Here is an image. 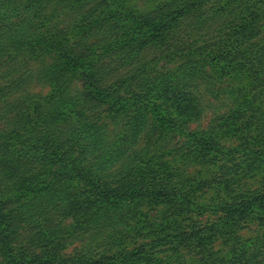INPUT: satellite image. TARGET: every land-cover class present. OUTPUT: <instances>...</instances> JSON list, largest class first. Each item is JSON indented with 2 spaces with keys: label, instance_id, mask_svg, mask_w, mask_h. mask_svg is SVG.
Returning a JSON list of instances; mask_svg holds the SVG:
<instances>
[{
  "label": "rangeland",
  "instance_id": "obj_1",
  "mask_svg": "<svg viewBox=\"0 0 264 264\" xmlns=\"http://www.w3.org/2000/svg\"><path fill=\"white\" fill-rule=\"evenodd\" d=\"M153 88L197 116L179 123ZM88 138L81 174L143 181L108 215L60 171ZM262 195L264 0H0V264H199L197 228ZM241 219L249 247L264 201Z\"/></svg>",
  "mask_w": 264,
  "mask_h": 264
},
{
  "label": "trees",
  "instance_id": "obj_2",
  "mask_svg": "<svg viewBox=\"0 0 264 264\" xmlns=\"http://www.w3.org/2000/svg\"><path fill=\"white\" fill-rule=\"evenodd\" d=\"M51 73H49V77L52 79ZM154 89V88H153ZM152 89V90H153ZM147 92L148 96H154L155 99L161 100L162 102L169 103V107L172 109L173 114L175 115L177 121L182 123L187 121L190 118H195V106L193 104V99L186 97V95L180 94H169L166 90H158L157 88ZM154 93V94H152ZM108 95V94H107ZM106 94H97L95 91V96H92L91 101L94 102V105L99 104V102L105 104V101L108 99L105 97ZM168 106V105H167ZM182 121V122H181ZM132 122H135L132 120ZM94 143L90 138L87 139V145L77 154L76 158L72 161H67V163L63 161H59L60 166L63 168L60 170L61 172H71L75 175L80 176V181L84 182L91 190L94 192L97 203L99 206L96 207V213H103L104 215H108L109 211L117 206L119 203H125L126 201L131 202L136 200L140 193L144 190L140 182L136 181L131 184V186H122L120 191L109 189L105 184L103 186L99 185L97 180L91 179L89 177V173L85 172L81 174L82 167L81 160H83L84 152L89 150ZM198 149H203L201 145H198ZM37 148L30 147V153L36 154L38 151ZM233 150H228V152ZM90 152V151H89ZM69 166H74L72 170L68 169ZM132 189V190H131ZM166 201H171L173 198L171 195H167L163 197ZM53 200H61L64 205L66 204L65 199H61L59 192L52 198ZM264 201V195L259 198H248L246 203L242 204L241 213L244 214V210L252 209L257 201ZM178 203V202H177ZM181 203L184 204L185 201L181 199ZM179 204V203H178ZM191 204L186 203L187 210L191 209ZM174 213H187L181 208V205H175L172 208ZM240 212L233 211L229 213L226 211V215L224 218L218 222L219 230L213 231L214 226H209L206 230H199L197 228V232L193 233V238L196 247L199 248L201 252L200 258L198 259L199 264H264V234H262L259 238H255L252 241L249 247H242L238 244L239 234L237 233L239 226H237L238 222L242 220V214ZM235 214V215H232ZM240 229V228H239ZM231 238V239H229ZM158 243L162 244L163 240L160 238L157 239ZM53 242V241H49ZM214 242H218L219 247L218 250H213L215 245ZM51 244V243H50ZM53 244V243H52ZM213 244V245H212ZM142 257H145V253L139 252ZM135 256V255H134ZM64 263V262H63ZM99 264V263H93Z\"/></svg>",
  "mask_w": 264,
  "mask_h": 264
}]
</instances>
